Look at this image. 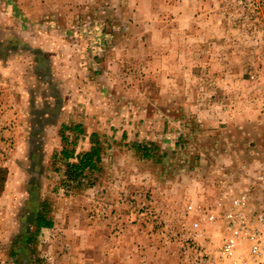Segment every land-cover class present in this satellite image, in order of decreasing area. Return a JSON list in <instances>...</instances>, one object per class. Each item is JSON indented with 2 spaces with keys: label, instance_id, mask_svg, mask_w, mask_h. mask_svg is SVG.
<instances>
[{
  "label": "rangeland",
  "instance_id": "374dc122",
  "mask_svg": "<svg viewBox=\"0 0 264 264\" xmlns=\"http://www.w3.org/2000/svg\"><path fill=\"white\" fill-rule=\"evenodd\" d=\"M7 59L11 88L31 91L32 109H0V264H82L63 258L77 257V218L64 213L77 207L114 238L103 233L98 257L83 264L106 263L108 248L126 252L137 235L143 244L129 250L143 255L133 264H180V240L212 251L234 204L246 216L262 198L264 0H0ZM89 116L105 169L91 187L64 188L43 144ZM134 144H153L160 163L140 160ZM30 189L56 227L19 251L21 232H35Z\"/></svg>",
  "mask_w": 264,
  "mask_h": 264
},
{
  "label": "crops",
  "instance_id": "0c3cea01",
  "mask_svg": "<svg viewBox=\"0 0 264 264\" xmlns=\"http://www.w3.org/2000/svg\"><path fill=\"white\" fill-rule=\"evenodd\" d=\"M10 52V51H9ZM12 53V52H10ZM9 59H11V54L9 56ZM16 60V58H15ZM16 62L14 61H9L8 59L5 61H0V76H2L3 78H0V109H6V113H9V115L11 116H16L19 117L20 111H24L26 113L27 111V105H28V109L29 111L32 109V95H31V91H27V88L24 89V91L22 92H17L16 91V87L14 89L11 88V85H15V82L12 80L13 75H12V69H13V65ZM15 67V66H14ZM25 83L28 80L30 83L32 82V76L29 75L28 79L27 77L25 78ZM20 80V79H19ZM63 115H61L59 118L63 119ZM93 118H91V116H89L88 118H85L84 121V135L79 137V141L77 143V145L75 146L74 149V154L77 155L79 153L82 152H87L90 148V144H89V135L91 133H96V128L95 125L93 124V126H91V123ZM60 127H56L54 129V132H52L54 134V137H52V145L44 142L43 146L45 148H50L51 152L50 155L54 152L58 153L59 150L61 149V141L60 138L58 137V131L60 130ZM44 132L46 131V129L43 130ZM42 141H47V138H42ZM49 150V149H48ZM105 162L106 160H104V156H101V163H100V167L102 169H105ZM88 193H90V191H86L83 194L87 195ZM79 199H83V196L81 195H77L74 196L70 199L66 198L64 199V202H69V201H74V200H79ZM89 201V200H88ZM70 212H64L66 213L68 216H75V218H77V223L75 224L74 229H72V231L74 232L75 236V240H74V244L76 246H78L76 248V250H78L76 252L77 257L73 258L70 255H64L63 258H67L70 261H78V262H82L86 263L89 261H95L96 258L98 257L97 255V248L96 245L101 241V235H103V233H105L106 231H108V233L106 232L107 236H105L106 238V242L110 244V242L114 239L113 236L111 235V231L112 230V226H110V228L107 229V227L105 228V226L103 227L100 224H96L95 221L93 220H89L86 219V215L85 212H83L82 210H79V208H75V209H71L70 208ZM56 217H58V214L55 215ZM60 216V215H59ZM63 218H65L63 221L66 222V216L65 214L63 215ZM69 219V218H68ZM61 221V220H60ZM62 223V221H61ZM66 225H64L65 227ZM56 227V224L53 223V226L51 229H44L43 231H53ZM64 227L61 226L62 230L64 229ZM70 228V227H68ZM103 228V229H102ZM120 231H121V226H120ZM66 233V232H64ZM123 239V238H122ZM128 239V241H127ZM121 240V238H120ZM143 244V238L134 236L133 238H128L126 237V245L128 246L126 252H116L113 251L111 252V248H108V251L106 254H102L101 258L102 261L106 262V263H102V264H110V262H114V257L115 256H122L121 259L116 260V264H133L134 262H136L137 259L140 258L141 255H143L142 250L140 249V252H137L136 254H131V250L130 246L132 247V245H137V244ZM147 245L149 244V242H145ZM86 249H90L87 250L86 252H84L85 248ZM145 252V251H144ZM120 253V254H118Z\"/></svg>",
  "mask_w": 264,
  "mask_h": 264
},
{
  "label": "trees",
  "instance_id": "16d2710c",
  "mask_svg": "<svg viewBox=\"0 0 264 264\" xmlns=\"http://www.w3.org/2000/svg\"><path fill=\"white\" fill-rule=\"evenodd\" d=\"M66 132H72L74 138L69 140L65 135ZM80 135H84V130L81 126L67 127L61 126L58 136L61 141V149L58 153L52 156V161L63 166V180L61 185L64 188L72 190H82L91 187L93 181L90 176L100 171L102 147L98 141L96 134H91L89 137L90 148L87 152H82L77 155L74 154L75 144ZM132 150L135 155L144 161H150L155 164L160 163L161 156L158 154V149L153 144L132 145ZM6 173L0 169V195L2 193V186L5 182ZM30 217L29 222L35 228L32 235L25 229L21 232L20 238L24 240V244L18 246L19 251L29 249L34 243L36 234L42 229H51L53 226L52 218L50 217V203L45 200H39L35 193L29 191V199L27 202Z\"/></svg>",
  "mask_w": 264,
  "mask_h": 264
},
{
  "label": "built area",
  "instance_id": "2783aa9c",
  "mask_svg": "<svg viewBox=\"0 0 264 264\" xmlns=\"http://www.w3.org/2000/svg\"><path fill=\"white\" fill-rule=\"evenodd\" d=\"M260 189L262 198L246 216L239 212L243 208L239 202L234 204L236 213L224 215L223 230L228 235L212 251L203 244L190 243L192 240L188 244H185L187 240H180L183 244L180 264H264V188Z\"/></svg>",
  "mask_w": 264,
  "mask_h": 264
}]
</instances>
